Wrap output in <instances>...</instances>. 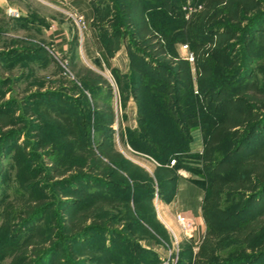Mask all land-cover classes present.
Returning a JSON list of instances; mask_svg holds the SVG:
<instances>
[{
    "label": "rangeland",
    "instance_id": "374dc122",
    "mask_svg": "<svg viewBox=\"0 0 264 264\" xmlns=\"http://www.w3.org/2000/svg\"><path fill=\"white\" fill-rule=\"evenodd\" d=\"M170 1L178 14L191 0ZM207 1L203 0L200 12ZM228 1L236 6L246 2L251 9L241 12L239 21L223 19L230 31L205 35L206 40L213 39L212 45H196L187 37L200 12L187 21L186 34L177 36L184 41L174 46L175 69L192 53L193 60L186 59L190 87L199 99L198 106L203 102L207 111L203 114L217 124L203 125L206 134L190 131L193 141L187 151L173 154L165 165L166 176L176 175L175 181L167 183L155 178L156 172L163 173L158 168L165 166L161 167L146 145L128 142L139 125L136 99L126 87L129 71L117 70L124 61L114 68L113 79L125 90L115 91L105 77L108 69L88 62L83 50L79 49L80 58L74 65L69 58L51 52L45 30L56 3L17 0L18 17L7 15V6L0 7V264H154L148 260L150 250L158 253L160 264H177V244L171 239L168 244L161 241L158 248L148 245L153 240L143 223L148 211L141 218L138 206L151 203L156 212L160 195L166 197L170 190L175 195L180 177L197 187L196 181L205 182L208 189L220 186L219 195L207 194L200 187L203 198L207 194L212 199L209 204L219 207L211 211L213 225L208 227L219 259L209 254L206 259L214 264H264V0ZM239 6L235 13L240 12ZM114 10L122 12L117 7ZM110 15L107 12L102 17ZM114 28L112 23L107 25L111 33ZM85 32V27L79 28L80 41ZM25 39L39 45L25 43ZM214 41L225 44L226 51L211 63L204 51ZM116 43L124 47L127 58L133 56L121 39ZM111 49L114 54L118 51ZM80 66L100 74L102 84H110L112 101H99L98 110L93 94L76 76ZM177 70L183 82V71ZM223 72L230 76L222 77ZM186 100L189 109L184 120L198 118L192 93H187ZM106 123L111 124V135L102 127ZM250 129L254 132L247 136ZM228 130L237 133L229 149L222 152L215 145L227 143ZM105 151L145 170L152 180L149 185L141 183L149 187L137 191L133 180H122L105 169L96 159ZM207 159L212 162L205 163ZM179 161L182 166L174 167ZM244 170V186L235 187ZM229 171L225 183L211 179L212 185L208 180V172L219 178ZM122 182L128 184V191L121 190L125 189ZM231 189H235L234 199L225 201ZM132 192L142 194L136 208ZM227 205L230 209L222 211Z\"/></svg>",
    "mask_w": 264,
    "mask_h": 264
},
{
    "label": "trees",
    "instance_id": "16d2710c",
    "mask_svg": "<svg viewBox=\"0 0 264 264\" xmlns=\"http://www.w3.org/2000/svg\"><path fill=\"white\" fill-rule=\"evenodd\" d=\"M169 1L170 0H93V4L97 6V8H103V11L97 15V20L99 23L102 43L107 54L109 56L114 55V51L111 48L119 49L121 45L116 42L121 39L122 43H125L127 46V53L133 55L129 57V73L127 74L128 86L126 87H128L131 93H133L137 102L136 112L138 114L137 120L139 128L134 129L132 133H130L128 142L133 145H146L150 153H152L162 165L161 167L167 164L168 159L170 156H173V154L187 151L190 143L193 141V136L190 131L197 130L202 134H206L207 131L204 129L203 125L211 124L212 126H215L217 124L213 118L209 120L206 118V115L203 114L207 112L203 110L205 108L202 107L204 106L203 102L198 106L199 99L197 100V95L193 94L192 87H190L189 84L190 81L187 72L189 69L188 61L186 59H181L178 63V68L175 69L177 63H173V60L171 59L175 58L177 55L174 47L175 43L184 41L179 38L181 35L186 34L185 28H188L189 25L187 24V21H192L194 16L203 9V0H193V2L201 3L202 7L200 10L190 14L188 18L185 17V12L181 7L179 10L180 12L175 14L174 12L176 11L173 12L171 7L173 4ZM237 5H240L239 13H235L238 11V6L233 5L228 0L207 1L205 10L200 12L197 16V21L189 26V28H193L191 32H188L190 36H187L190 38L191 43L200 46H205L204 44L208 43L209 45H212L213 39L209 38V40H206L204 38L205 35L210 34L213 36L216 32L230 31L226 30L229 29V24L222 22L223 19L229 18L234 21H239L242 17L241 12L245 13L248 12V9H251L247 8L248 3L246 4V2H242L241 4L238 2ZM116 7L122 11L121 14L114 10ZM107 12H111V15L103 18L102 16ZM233 13L234 15L232 16ZM175 17H177L176 20ZM22 21L24 22V20ZM110 23L115 25V28L112 29V33L107 29V25ZM198 33L202 34V36H198ZM177 36H179V38H177ZM23 42L34 44L35 46L39 45V42H29L26 39L23 40ZM225 49V44H220L219 41H214V46L204 52L208 53L207 55L209 57L207 59L209 62L214 63V57L219 53H225ZM71 53L72 57L70 63L74 65L76 64L75 53L74 51H71ZM226 55L228 54L226 53ZM97 64L101 66L100 61H98ZM221 68L223 70V66ZM177 69L183 71V78L185 77L183 82L179 78V72ZM112 71L113 76L115 77L114 69ZM76 73L83 88L89 90L93 94V97L97 102V104L94 105L95 109L98 108L99 101L101 103L112 101V89L110 84L107 82L102 84V76L100 74L91 70L89 67L86 68L81 66L77 69ZM228 74V72H223L222 77L228 78L230 76ZM104 81H106V79H104ZM200 83L202 85V81ZM221 84H223V82H221L220 85ZM117 86L120 92L125 90V86L120 87L118 82ZM189 92L192 93L193 100H191V102H193L194 113L197 114L196 116L198 118H192L189 121H185V117L188 119L186 111L189 109V105L186 100V95ZM200 94V97H202V93ZM200 108L201 110H199ZM200 117L203 119L200 120ZM102 125L103 128L110 131L111 135V124L106 123ZM201 126L203 128H201ZM253 132L254 130L251 129L248 131L246 130L247 136ZM236 133L237 132L234 130H228V132L225 133V136L228 135L229 137L228 140L226 139L227 143L225 144L223 142V144H217L218 146L215 145L216 149L221 150L222 152L227 151L230 147V143L235 139L233 135H236ZM103 135L107 137L105 133H103ZM101 157H96V159L101 164L105 165V169H111L113 173H117L122 180H133V188L137 191H143L145 190V187H149L147 185L151 182L152 176H150L145 170L124 159L116 160V157L111 155L109 151L101 153ZM104 158L107 162L104 161ZM210 162H212L211 159L205 161V163ZM112 163L117 166L110 167L109 165ZM181 166L182 164L179 161L174 167ZM167 168V166L158 168V170H161L163 173L162 175H158L160 172H156L157 175L154 174L155 178L163 183L175 181L176 175L173 174L166 176ZM246 173L245 170L241 173L243 177H240V183L233 184L235 187L244 186L247 178ZM230 174L231 172L229 171V173L218 178L209 172L207 173L209 181H211V179L217 180L220 184L225 183ZM144 181L147 182V185L141 183ZM196 183L207 194L208 192L209 194L211 193L214 195L220 194L219 185L208 189L205 182L196 181ZM211 183L213 185L214 181H211ZM121 186L125 187V189H121L122 191L129 190L127 183L125 184L122 182ZM234 190L235 189H231L225 194V201H231V199H234L232 196L235 192ZM158 193L160 194L162 192L159 191ZM131 195V200L136 208V205L138 206L142 199V194H134L132 192ZM206 195H204L203 203L201 205V213L206 226L205 241L201 247V252H199V257L203 260H198L199 262L197 261V263L214 264V261H208L206 259L208 254L214 259L218 258V256L215 255L217 249L213 244V240L208 236V227L213 225L211 222V211H215V209H218L219 207H214L209 204L212 202V199H207L208 196ZM173 196L174 190H170L167 192L166 197L160 195V199L169 201ZM230 207L231 205H227L222 211H228ZM138 210L142 215L140 216L141 218H143L146 214L145 212L148 211V217L143 219V223L148 227V231L151 233L153 239L148 245L158 248L161 245V241L167 244L170 243V235L164 225L158 220L152 204L138 206ZM206 245L212 246V249H209ZM148 260L152 261L154 264H160L162 262L158 253L153 250L149 251ZM177 264L191 263L190 261H178Z\"/></svg>",
    "mask_w": 264,
    "mask_h": 264
},
{
    "label": "crops",
    "instance_id": "0c3cea01",
    "mask_svg": "<svg viewBox=\"0 0 264 264\" xmlns=\"http://www.w3.org/2000/svg\"><path fill=\"white\" fill-rule=\"evenodd\" d=\"M55 5L54 14H50L47 29L45 30L46 43L53 54L65 59H71L74 51L75 58L79 60V49L93 64L98 61L102 67L108 69L109 75L105 77L112 79V88L117 91L118 86L113 79L111 71L124 61V66L117 69L120 73L129 71V58H127L124 47H120L113 56H109L105 50L100 36L97 15L103 8L95 6L93 0H51ZM58 4V5H57ZM17 8V0H5L0 7ZM6 8V7H4ZM77 13L83 17L85 36L80 41L79 26L70 14ZM83 41V44H82ZM97 55V56H96ZM125 55V57H124ZM87 63V62H86ZM198 136V133L195 135ZM176 193L169 201L159 200L156 206L157 218L168 230L170 239L177 244V262H188L203 260L199 257L201 247L205 240L206 226L201 213L203 190L193 185L185 177L177 180ZM188 226V227H186ZM165 254V251H163ZM198 261V262H199Z\"/></svg>",
    "mask_w": 264,
    "mask_h": 264
},
{
    "label": "built area",
    "instance_id": "2783aa9c",
    "mask_svg": "<svg viewBox=\"0 0 264 264\" xmlns=\"http://www.w3.org/2000/svg\"><path fill=\"white\" fill-rule=\"evenodd\" d=\"M201 7H202V4L201 3H199V2H193V0H191L188 3H186L183 6V11L185 12V17L188 18L190 16V14H192L193 12H195L197 10H200ZM9 9H13L14 11H12L11 13H9ZM6 13H7V15L12 16V17H18L19 16V11L17 9H14V8H7L6 9ZM70 15L75 18L76 23L79 25V28L84 27V22H83V19H82V16L81 15L76 14V13H72ZM183 47L185 48L186 45H183ZM186 59L189 60V61H192L193 60L192 53L189 52V57L186 58ZM109 81H111V84L113 85L112 79L109 78ZM172 163H174V160H172Z\"/></svg>",
    "mask_w": 264,
    "mask_h": 264
},
{
    "label": "clouds",
    "instance_id": "9594fccd",
    "mask_svg": "<svg viewBox=\"0 0 264 264\" xmlns=\"http://www.w3.org/2000/svg\"><path fill=\"white\" fill-rule=\"evenodd\" d=\"M5 0H0V4L4 3ZM12 11H14L13 9H9V13H11Z\"/></svg>",
    "mask_w": 264,
    "mask_h": 264
}]
</instances>
